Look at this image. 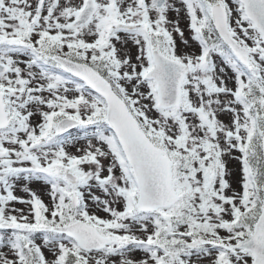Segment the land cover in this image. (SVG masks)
<instances>
[{
	"label": "snow or ice",
	"instance_id": "1",
	"mask_svg": "<svg viewBox=\"0 0 264 264\" xmlns=\"http://www.w3.org/2000/svg\"><path fill=\"white\" fill-rule=\"evenodd\" d=\"M0 264H264V0H0Z\"/></svg>",
	"mask_w": 264,
	"mask_h": 264
}]
</instances>
